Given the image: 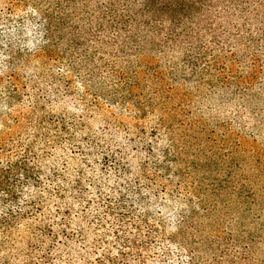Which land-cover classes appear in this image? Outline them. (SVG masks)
<instances>
[{
  "label": "rangeland",
  "instance_id": "1",
  "mask_svg": "<svg viewBox=\"0 0 264 264\" xmlns=\"http://www.w3.org/2000/svg\"><path fill=\"white\" fill-rule=\"evenodd\" d=\"M133 1L68 2L64 13L85 40V58L68 49V32L39 47L35 26L62 0H0V164L32 158L42 173L40 186L19 200L0 195L2 223L11 209L41 207L9 231V256L0 257L4 264H264V0L240 7L211 0L170 43L165 31L140 27L145 42L136 51L88 40L100 7ZM20 49L36 54L11 67ZM103 145L128 165L120 180L127 201L107 211L98 202L97 213L84 214L94 222L88 238L74 236L58 225L49 169L60 174L59 156L76 161L79 151L97 155Z\"/></svg>",
  "mask_w": 264,
  "mask_h": 264
},
{
  "label": "trees",
  "instance_id": "2",
  "mask_svg": "<svg viewBox=\"0 0 264 264\" xmlns=\"http://www.w3.org/2000/svg\"><path fill=\"white\" fill-rule=\"evenodd\" d=\"M69 1L71 0H62L64 6L62 2L57 3L56 13L49 14L46 12L42 15V23L36 24L35 27L38 28L40 37L38 41L44 43L39 47L43 48V50L50 48V46L62 39L64 32H68V49L70 51H79L80 55H84L86 58L87 51L83 46L85 40L81 37L79 28L67 18L69 15L64 13L65 6L68 5ZM210 1L134 0L131 3V7H124L121 10H118L114 3H108L97 11L100 25H89L87 32L89 35L88 40L94 39L102 47H106V45L117 47L122 52L127 51V49L136 51L141 47L140 44L145 42L139 36V29L142 27L144 34L151 32L154 35H158L160 32L163 33L165 31V43L174 42L181 37V33L186 36L189 31L187 27L182 28L183 22L191 20L196 16L201 17L204 11L203 7ZM228 1L231 7H240L243 3L250 0ZM123 10H125L126 15L119 14ZM82 15L85 16V11L82 12ZM203 17L207 20L206 16L203 15ZM101 21H105L103 23L105 26ZM29 24L27 23L26 25L28 26ZM66 29L69 30L63 31ZM14 30L18 31L17 28ZM104 30L108 31L109 36L107 39L103 37L100 39V33ZM24 31H22L23 34ZM35 54L30 49H20L16 53V56L9 57L10 66L15 67L18 64L17 62H25ZM134 77L138 78V73H134ZM139 79L134 80L131 86L134 87L136 85L135 87H137ZM30 106L28 105L27 107ZM112 148L113 146H104L102 150L106 151L101 150L97 155L90 151H79L77 153L79 157H77L76 161H72L71 158L74 156L67 153L65 154L67 156L58 157L59 161L64 160L60 174H57L56 169H49L51 172L49 185L51 184L56 189L55 197L58 201L56 212L63 219L58 225H62L63 230H66V232L69 230L74 236L79 235L88 238L90 224H94V222L91 221L88 225L84 214L85 212H91V214L97 213L99 211V207H97L98 202L100 206L104 203L106 211L111 205H113L112 207L115 206V208H124L123 205L127 201L126 196L128 194L126 192L127 187L123 186L120 180L125 177V171L130 170L127 168V164L123 163L120 159L118 160V156L115 151H112ZM168 157L170 158V154H168ZM98 158L103 162L99 164V170L96 167L98 165ZM31 160L32 162H30ZM31 160L25 157L24 160L10 163L7 168L6 163L0 164V195L8 200V202L19 200V196L22 195L21 192L28 194V192H31L42 183V180L40 181L42 176L40 164L34 162L35 159L31 158ZM72 166L74 167L71 168ZM111 168L115 170L110 172ZM39 201L41 202V200ZM38 208L40 209L41 207H37V202L32 201L25 204V206H20L17 211L13 209L8 211L7 218L3 219V223L0 222V253L9 256L6 250L9 245L7 240L9 231L12 228H17L19 223L30 219L33 215L32 211H36ZM105 213L107 214V212ZM116 220L119 224L117 230L114 232V236L121 238V234H125V231L121 230V216L116 217ZM97 221L99 223L103 222V217H99ZM129 241V239H126V242ZM38 248L40 249V247ZM42 257L46 261H49L47 258L49 256L42 255ZM0 264H4L1 257ZM48 264H51L50 261Z\"/></svg>",
  "mask_w": 264,
  "mask_h": 264
}]
</instances>
